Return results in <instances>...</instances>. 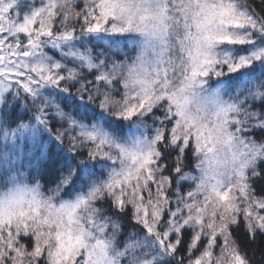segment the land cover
Returning a JSON list of instances; mask_svg holds the SVG:
<instances>
[{
    "label": "snow or ice",
    "instance_id": "6c2138e0",
    "mask_svg": "<svg viewBox=\"0 0 264 264\" xmlns=\"http://www.w3.org/2000/svg\"><path fill=\"white\" fill-rule=\"evenodd\" d=\"M0 264H264V0H0Z\"/></svg>",
    "mask_w": 264,
    "mask_h": 264
}]
</instances>
